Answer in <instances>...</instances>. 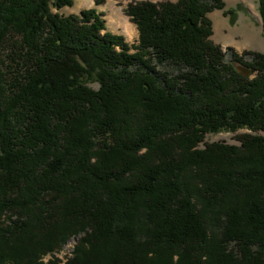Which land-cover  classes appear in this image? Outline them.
<instances>
[{
    "label": "trees",
    "instance_id": "16d2710c",
    "mask_svg": "<svg viewBox=\"0 0 264 264\" xmlns=\"http://www.w3.org/2000/svg\"><path fill=\"white\" fill-rule=\"evenodd\" d=\"M73 4L0 0V264H264V53L225 0Z\"/></svg>",
    "mask_w": 264,
    "mask_h": 264
},
{
    "label": "rangeland",
    "instance_id": "374dc122",
    "mask_svg": "<svg viewBox=\"0 0 264 264\" xmlns=\"http://www.w3.org/2000/svg\"><path fill=\"white\" fill-rule=\"evenodd\" d=\"M95 1L96 0H74L73 6L64 7L60 10V12L64 15L78 14L86 8L96 7L97 11L104 14L103 17L106 20L107 29L109 31L123 34V36H126L125 39L130 43H133L136 39H138L136 31L133 32L134 34L126 32L129 23L135 27L136 25L130 21L124 11L130 2L145 0H104V2L99 5L96 4ZM152 1L177 2L178 0ZM225 3V9H216L209 13V17L213 22V30L215 33L212 37L213 40L219 44L222 42L221 46L224 51H226L229 44H231L233 46L230 47L237 50L239 53H242L245 50H254L264 53V36L262 31V18L259 11V0H225ZM231 8L236 9L237 13L236 20L233 23L230 20V15L225 13V10H229ZM236 47H242L243 49H237ZM93 86L97 87L98 85L93 84ZM244 131L245 130H242L240 132ZM236 134L237 133L228 131H222L214 135L211 133L206 136V140L209 142L225 141L228 143H238ZM75 242V239L69 241L65 246V250L60 253L59 257L64 259L65 254L70 253Z\"/></svg>",
    "mask_w": 264,
    "mask_h": 264
},
{
    "label": "crops",
    "instance_id": "0c3cea01",
    "mask_svg": "<svg viewBox=\"0 0 264 264\" xmlns=\"http://www.w3.org/2000/svg\"><path fill=\"white\" fill-rule=\"evenodd\" d=\"M99 10V9H98ZM101 10V9H100ZM129 23V22H128ZM134 24V23H133ZM128 28H127V30H126V32L127 33H133V32H137V38H138V35H139V33H138V29H137V27H135L134 25H131L130 23H129V26H127ZM116 33V32H115ZM119 34V33H118ZM121 34V33H120ZM134 34V33H133ZM215 34V33H214ZM123 35V34H122ZM125 38H126V36H125ZM221 44H222V42H220ZM228 44V43H227ZM229 46H233V45H231V44H229ZM237 49H239V48H241V49H243L242 47H236ZM245 49V48H244Z\"/></svg>",
    "mask_w": 264,
    "mask_h": 264
},
{
    "label": "bare ground",
    "instance_id": "6f19581e",
    "mask_svg": "<svg viewBox=\"0 0 264 264\" xmlns=\"http://www.w3.org/2000/svg\"><path fill=\"white\" fill-rule=\"evenodd\" d=\"M118 21V20H117ZM116 25V24H115ZM124 28V27H123Z\"/></svg>",
    "mask_w": 264,
    "mask_h": 264
}]
</instances>
